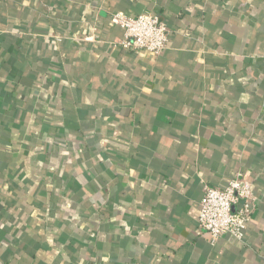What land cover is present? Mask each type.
I'll return each instance as SVG.
<instances>
[{"label": "crops", "instance_id": "0c3cea01", "mask_svg": "<svg viewBox=\"0 0 264 264\" xmlns=\"http://www.w3.org/2000/svg\"><path fill=\"white\" fill-rule=\"evenodd\" d=\"M119 11L167 49L115 45ZM238 173L255 213L212 243ZM0 264H264V0H0Z\"/></svg>", "mask_w": 264, "mask_h": 264}, {"label": "built area", "instance_id": "2783aa9c", "mask_svg": "<svg viewBox=\"0 0 264 264\" xmlns=\"http://www.w3.org/2000/svg\"><path fill=\"white\" fill-rule=\"evenodd\" d=\"M111 21L123 32V37L114 41L115 45L154 56L161 55L168 47L170 30L157 13L131 16L119 11ZM255 201L247 173H238L224 187L205 185L199 208V233L208 232L212 243L227 236L243 241L255 213Z\"/></svg>", "mask_w": 264, "mask_h": 264}]
</instances>
